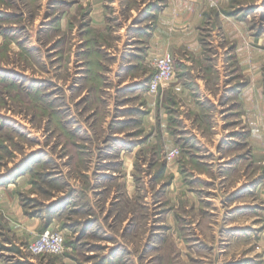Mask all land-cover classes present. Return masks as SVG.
Here are the masks:
<instances>
[{
	"label": "rangeland",
	"instance_id": "obj_1",
	"mask_svg": "<svg viewBox=\"0 0 264 264\" xmlns=\"http://www.w3.org/2000/svg\"><path fill=\"white\" fill-rule=\"evenodd\" d=\"M0 264H264V0H0Z\"/></svg>",
	"mask_w": 264,
	"mask_h": 264
},
{
	"label": "built area",
	"instance_id": "obj_2",
	"mask_svg": "<svg viewBox=\"0 0 264 264\" xmlns=\"http://www.w3.org/2000/svg\"><path fill=\"white\" fill-rule=\"evenodd\" d=\"M155 71L148 82V91L156 93L174 73V58L169 52H163L153 61ZM177 149L167 152L168 159L175 156ZM65 237L61 232L46 230L41 232L28 245L29 252L34 255L58 254L63 251Z\"/></svg>",
	"mask_w": 264,
	"mask_h": 264
}]
</instances>
